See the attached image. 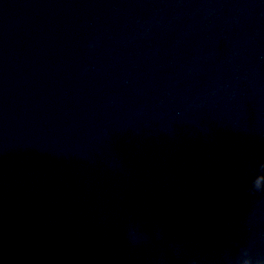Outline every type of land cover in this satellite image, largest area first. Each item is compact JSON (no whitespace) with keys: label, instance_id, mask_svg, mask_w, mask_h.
I'll return each mask as SVG.
<instances>
[{"label":"water","instance_id":"water-1","mask_svg":"<svg viewBox=\"0 0 264 264\" xmlns=\"http://www.w3.org/2000/svg\"><path fill=\"white\" fill-rule=\"evenodd\" d=\"M245 258L264 0H0V264Z\"/></svg>","mask_w":264,"mask_h":264},{"label":"clouds","instance_id":"clouds-1","mask_svg":"<svg viewBox=\"0 0 264 264\" xmlns=\"http://www.w3.org/2000/svg\"><path fill=\"white\" fill-rule=\"evenodd\" d=\"M261 186H262V185L259 183V177H258V178L256 179V181H255V187H256L257 189H259V188H261ZM242 264H252V262H251L250 259L245 258V259H243Z\"/></svg>","mask_w":264,"mask_h":264}]
</instances>
